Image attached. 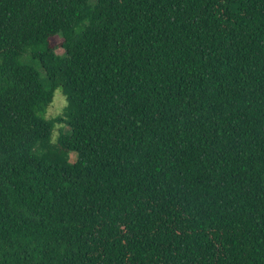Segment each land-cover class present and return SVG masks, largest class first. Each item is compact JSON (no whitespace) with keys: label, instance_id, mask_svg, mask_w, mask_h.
<instances>
[{"label":"trees","instance_id":"1","mask_svg":"<svg viewBox=\"0 0 264 264\" xmlns=\"http://www.w3.org/2000/svg\"><path fill=\"white\" fill-rule=\"evenodd\" d=\"M0 264H264V0H0Z\"/></svg>","mask_w":264,"mask_h":264},{"label":"rangeland","instance_id":"2","mask_svg":"<svg viewBox=\"0 0 264 264\" xmlns=\"http://www.w3.org/2000/svg\"><path fill=\"white\" fill-rule=\"evenodd\" d=\"M92 1H95V0H92ZM57 53L59 55H64L65 50L59 49L57 51ZM66 106H67L66 97L63 95L61 90L56 91L53 104L50 106V108L48 110L47 118L53 119V118H56V117L62 115ZM61 129H63L64 132H69V128L67 126H59V127H57V129L54 132V139H57L59 137ZM77 158L78 157H77L76 153L71 154L72 163H75L77 161Z\"/></svg>","mask_w":264,"mask_h":264}]
</instances>
